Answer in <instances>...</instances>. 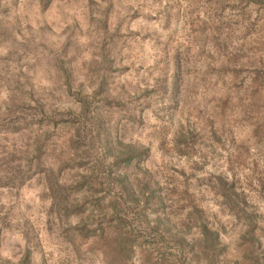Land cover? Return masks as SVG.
<instances>
[{
	"label": "rangeland",
	"instance_id": "rangeland-1",
	"mask_svg": "<svg viewBox=\"0 0 264 264\" xmlns=\"http://www.w3.org/2000/svg\"><path fill=\"white\" fill-rule=\"evenodd\" d=\"M0 264H264V0H0Z\"/></svg>",
	"mask_w": 264,
	"mask_h": 264
}]
</instances>
